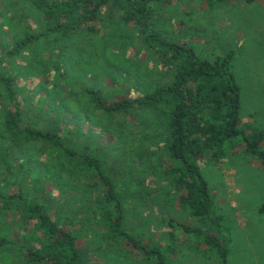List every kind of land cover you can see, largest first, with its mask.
Masks as SVG:
<instances>
[{"label": "rangeland", "instance_id": "1", "mask_svg": "<svg viewBox=\"0 0 264 264\" xmlns=\"http://www.w3.org/2000/svg\"><path fill=\"white\" fill-rule=\"evenodd\" d=\"M44 25L30 0H0V75L15 79L23 126L53 131L66 137L77 152L104 157L106 175L126 204L123 229L145 244L162 246L169 264H222L218 253L170 220L226 241L228 264H264V214L258 211L264 203V168L259 161L246 157L243 149L219 164L211 155L200 160L218 216L215 228L210 220L180 208L183 192L177 191L166 173L177 164L165 147L157 146L149 117L144 113L108 115L87 100L86 85L101 90L112 103L154 91L160 73H168L159 55L142 42L138 29L125 24L118 11L108 10L103 21L91 24L96 26L93 34L83 32L61 40L49 35L19 56H8L17 41L39 34ZM157 26L181 45L194 46L202 56L234 51L242 126L264 128V0L251 5L229 0L214 9L202 0H169L158 9ZM62 51L68 56H62ZM57 59L62 60L60 71L54 65H41ZM90 60V70L84 71ZM14 107L0 85V142L5 130L3 113ZM10 146L6 150L9 168L0 154V187L6 193L22 189L30 202H45L50 215L60 217L63 228L75 233L86 264H156L144 262L142 253L124 241L110 239L114 232L103 223L102 205L95 198L106 191L79 159L67 165L66 177L58 181L60 165L69 160L60 159L48 143L16 150ZM138 153L145 155L143 162ZM19 234L23 233L16 230L11 235L18 245L15 254L19 246L28 247L26 236Z\"/></svg>", "mask_w": 264, "mask_h": 264}, {"label": "trees", "instance_id": "2", "mask_svg": "<svg viewBox=\"0 0 264 264\" xmlns=\"http://www.w3.org/2000/svg\"><path fill=\"white\" fill-rule=\"evenodd\" d=\"M30 1L40 13L45 23L44 28L39 34L26 35L17 41L7 52L10 57L19 56L49 35L61 40L83 32L93 34L96 26L91 24L103 21L105 11L108 10L118 11L125 24L138 29L142 42L151 52L159 55L160 65L168 71L167 74L160 73L161 79L154 91L145 92L143 96L134 99L123 98L112 103H108L102 91L97 88L86 85L84 93L94 108L102 113H123L127 116L144 113L149 117L148 126H152L157 146L165 147L170 158L177 164L166 173L172 177L177 191L183 192L179 198L180 208L193 217L210 220L215 225L218 216L214 212L215 203L208 182L202 175L200 160L211 155L215 163L219 164L243 149L246 157L259 161L264 168V128L242 126L241 92L233 71L234 51L202 56L194 46L181 45L178 40L168 37L157 26V12L169 0ZM228 1L202 0L209 9ZM243 1L245 5H251L257 4L258 0ZM60 53L68 56L64 51ZM73 61L71 60V64H74ZM61 63L62 60L57 59L49 63L44 61L41 65H54L60 71ZM91 63L90 60L84 71L90 70ZM14 81L12 76L0 75V85L5 97L15 105L13 111L3 113L5 130L2 134L3 141L0 142V154L4 163H7V168L6 150L9 144L12 150L36 142L52 146L60 159L69 160L60 165L55 176L58 181L66 177L67 165L72 166L70 163L79 159L87 168L86 171L96 174L103 192L104 189L106 191L103 196L95 198L102 205L103 223L105 220V225L115 234L110 235V239L124 241L134 251L142 253L144 262L154 260L156 264H169L162 246L145 244L137 235L123 229L126 204L111 178L106 175L104 157L90 156L86 151L77 152L75 146L68 145L66 137L53 131L23 126V112L16 101ZM141 126L146 128L143 122ZM137 155L141 162L145 160L144 154ZM14 168L20 176L18 167ZM258 211L264 214V203ZM170 222L186 234H195L220 255L222 264H228L229 249L226 241L212 233ZM16 230L23 233L19 234L21 237L26 236L28 240H23L28 247L21 249L22 246H19L20 249L15 254L13 249L18 245L11 235ZM0 264H86V261L75 233L63 228L60 217L50 215L45 202L32 203L22 189L17 193H6L0 187Z\"/></svg>", "mask_w": 264, "mask_h": 264}]
</instances>
